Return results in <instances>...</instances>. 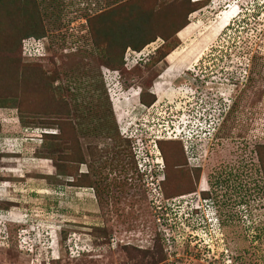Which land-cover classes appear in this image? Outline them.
<instances>
[{
	"label": "rangeland",
	"instance_id": "374dc122",
	"mask_svg": "<svg viewBox=\"0 0 264 264\" xmlns=\"http://www.w3.org/2000/svg\"><path fill=\"white\" fill-rule=\"evenodd\" d=\"M0 264H264V0H0Z\"/></svg>",
	"mask_w": 264,
	"mask_h": 264
},
{
	"label": "trees",
	"instance_id": "16d2710c",
	"mask_svg": "<svg viewBox=\"0 0 264 264\" xmlns=\"http://www.w3.org/2000/svg\"><path fill=\"white\" fill-rule=\"evenodd\" d=\"M192 11V10H191ZM190 11V12H191ZM195 11V10H194ZM220 29H221V27H219ZM186 32V29H184L183 31H182V34L181 35H184V33ZM147 40V39H146ZM144 41V42H142L141 44H140V46H137V47H134L135 49H137V52L138 51H142V48L146 45V44H148V43H150L151 41H153V39H151V40H148V41ZM131 45V44H130ZM133 51V50H132ZM21 52H22V49H21ZM122 55V54H121ZM121 60H124V62H125V60H126V57L124 58V56L122 55V57H121ZM125 64V63H124ZM126 64H127V60H126ZM110 66V65H109ZM110 67H112V68H114V69H116L117 67H114V66H110ZM160 94V93H159ZM149 95L150 96H152L153 98L151 99V100H149V102L148 103H153L154 102V100H155V98H156V94L155 93H153V92H149ZM143 96V95H142ZM144 101H148V99H146L145 97H144V99H143ZM115 109H116V111H117V114H118V117H119V119L120 120H122L123 118H124V110L123 109H121V108H119V107H115ZM171 142H169V141H166V144H170ZM176 149H178V146L176 147ZM177 151V150H176ZM182 152V150L180 151V152H177V154L178 155H180V154H182L183 155V152ZM174 153V156H178V155H176L175 154V152H173ZM201 168V167H200ZM182 171V170H181ZM184 171V170H183ZM182 171V172H183ZM200 172H201V170L199 169V174H200ZM185 173V181L186 180H190V181H194L193 180V178H192V173H189V172H184ZM181 174L179 173V175H177V176H180ZM183 176V175H182ZM184 177V176H183ZM178 178H180V177H178ZM189 181V182H190ZM179 182H181L180 180H178V179H176L175 178V180H174V184L173 185H170L169 187H166V190H168V193L169 192H171V190H173V188H175L176 189V192H174V193H169L168 195L170 196V197H173V196H177V195H179V191H180V184H179ZM202 190H205V188H204V181L202 182ZM178 191V192H177ZM178 193V194H177ZM184 194V193H183ZM203 194L205 195V198H208V196H209V194H211L210 193V191H207V192H203ZM34 236V238H35V235H33Z\"/></svg>",
	"mask_w": 264,
	"mask_h": 264
},
{
	"label": "clouds",
	"instance_id": "9594fccd",
	"mask_svg": "<svg viewBox=\"0 0 264 264\" xmlns=\"http://www.w3.org/2000/svg\"><path fill=\"white\" fill-rule=\"evenodd\" d=\"M205 191H207V189L206 190H203V192H205ZM206 199H208V198H206ZM205 200V199H204ZM33 233H35V232H33ZM33 238H34V236H33Z\"/></svg>",
	"mask_w": 264,
	"mask_h": 264
},
{
	"label": "built area",
	"instance_id": "2783aa9c",
	"mask_svg": "<svg viewBox=\"0 0 264 264\" xmlns=\"http://www.w3.org/2000/svg\"><path fill=\"white\" fill-rule=\"evenodd\" d=\"M29 40V39H28ZM26 48V47H25Z\"/></svg>",
	"mask_w": 264,
	"mask_h": 264
}]
</instances>
